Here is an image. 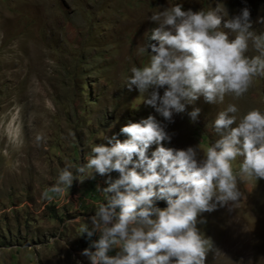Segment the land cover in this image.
<instances>
[{"label":"rangeland","instance_id":"rangeland-1","mask_svg":"<svg viewBox=\"0 0 264 264\" xmlns=\"http://www.w3.org/2000/svg\"><path fill=\"white\" fill-rule=\"evenodd\" d=\"M175 3L225 9L228 18L247 8L253 30L264 32V0H0V264H89L82 252L98 237L79 227L107 203L105 181L118 173L80 176L62 193L50 188L61 169L86 163L93 144L123 141L128 122L153 115L170 136L162 146L182 150L214 143L211 122L230 103L239 116L264 110V76L239 98H199L171 123L125 87L130 68L149 59L138 46L155 43L147 41L156 27L148 17ZM193 108L200 112L190 122ZM237 186L242 198L231 211L218 205L197 217L213 244L205 264H264V180L238 177Z\"/></svg>","mask_w":264,"mask_h":264},{"label":"clouds","instance_id":"clouds-1","mask_svg":"<svg viewBox=\"0 0 264 264\" xmlns=\"http://www.w3.org/2000/svg\"><path fill=\"white\" fill-rule=\"evenodd\" d=\"M249 16L247 8L228 18L225 9L194 12L178 3L153 11L148 20L156 27L147 41L155 43L137 48L150 50L148 62L130 68L125 87H134L142 103L168 123L201 97L215 105L228 95L241 97L254 78L264 76V32L253 30ZM199 112H187L190 122ZM211 129L218 137L214 143L166 148V125L150 114L122 126L123 141L104 137L107 144H93L86 163L60 170L53 193L68 190L80 176L118 173L105 181L107 203H98L79 227V235L98 237L82 252L89 264H205L213 244L197 229V217L218 205L231 211L242 198L238 177L264 180V110L239 116L230 103L216 113ZM155 200L166 207L154 206Z\"/></svg>","mask_w":264,"mask_h":264}]
</instances>
